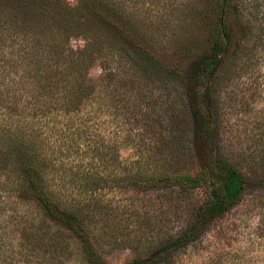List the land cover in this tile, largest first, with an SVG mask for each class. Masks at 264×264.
Masks as SVG:
<instances>
[{"label": "trees", "instance_id": "16d2710c", "mask_svg": "<svg viewBox=\"0 0 264 264\" xmlns=\"http://www.w3.org/2000/svg\"><path fill=\"white\" fill-rule=\"evenodd\" d=\"M68 1L0 0V211L8 206L37 208L38 220L80 238L88 244L78 249L83 259L101 264L91 243L94 232L90 226L98 192L140 183L149 190L205 189L206 201L190 225L166 239L151 257L130 263L152 264L170 249L187 248L200 240L240 202L246 190L247 181L238 165L220 155L216 147L215 95L236 67L228 61L234 41L228 17L235 0H217L215 20L203 17L208 50L196 54L188 48L183 55L200 150L195 155L202 162L200 170L186 172L179 169L181 158L170 133L165 136L161 158L145 161L155 163L152 172L140 162L135 169L123 167L118 146L109 150L93 147L94 136L98 137L92 134L98 126L94 115L102 107L97 103L100 86L87 80L89 69L103 57L108 61L122 55L133 61L131 69L143 71L145 77L138 81L143 89L144 79L152 76L147 72H152L149 66L154 60L147 35L132 26L135 18L123 2L75 0L71 6ZM263 6L258 0V10ZM262 13L258 15L263 24L258 45L264 44ZM76 39L84 45L73 47ZM244 43L239 40L236 50L243 52ZM72 153H87L89 159H72ZM260 203H264V148L258 157Z\"/></svg>", "mask_w": 264, "mask_h": 264}, {"label": "rangeland", "instance_id": "374dc122", "mask_svg": "<svg viewBox=\"0 0 264 264\" xmlns=\"http://www.w3.org/2000/svg\"><path fill=\"white\" fill-rule=\"evenodd\" d=\"M116 1L133 14L132 26L147 35L154 65L147 72L152 76L143 78V89L138 84L145 77L143 71L131 69L133 61L122 55L109 62L103 57L89 69L87 80L100 86L97 103L102 107L94 115L98 126L92 128V134L98 137L94 136L93 147L109 150L118 146L123 167L135 169L140 162L144 170L152 172L155 163H149L161 158L165 136L170 133L181 158L180 171L200 170L186 80L188 64L182 61L188 48L196 54L208 50L203 17L215 18L217 0ZM68 2L76 5L75 0ZM259 3L264 5V0ZM260 11L264 6L258 10V0H235L229 9L234 41L228 61L236 67L215 95L217 152L238 165L247 181L246 190L240 202L200 240L187 248L170 249L152 264H264V203L258 204V157L264 148ZM239 40L245 41L243 52L236 50ZM71 44L81 47L84 42L76 39ZM234 52L238 60L232 59ZM80 156L89 159L87 153L71 154L72 159ZM143 185L105 188L97 193L99 202L90 212V226L94 232L91 243L101 264H130L136 258L151 257L166 239L191 224L207 197L205 189L149 190ZM14 207L0 211V264H90L78 251L87 243L38 220L35 207Z\"/></svg>", "mask_w": 264, "mask_h": 264}]
</instances>
